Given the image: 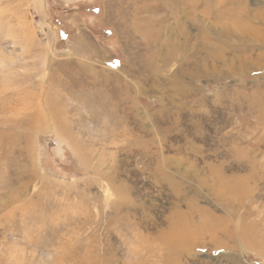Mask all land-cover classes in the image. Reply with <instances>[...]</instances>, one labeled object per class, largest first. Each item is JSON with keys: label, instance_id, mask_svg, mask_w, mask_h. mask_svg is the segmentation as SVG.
<instances>
[{"label": "rangeland", "instance_id": "1", "mask_svg": "<svg viewBox=\"0 0 264 264\" xmlns=\"http://www.w3.org/2000/svg\"><path fill=\"white\" fill-rule=\"evenodd\" d=\"M261 178L264 0H0V264H264Z\"/></svg>", "mask_w": 264, "mask_h": 264}, {"label": "bare ground", "instance_id": "2", "mask_svg": "<svg viewBox=\"0 0 264 264\" xmlns=\"http://www.w3.org/2000/svg\"><path fill=\"white\" fill-rule=\"evenodd\" d=\"M261 182H263L264 183V178H261V179H259ZM263 221V220H262ZM257 222H259V221H257ZM263 224H264V221H263ZM261 240L262 241H264V236L261 238Z\"/></svg>", "mask_w": 264, "mask_h": 264}]
</instances>
